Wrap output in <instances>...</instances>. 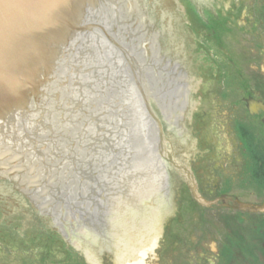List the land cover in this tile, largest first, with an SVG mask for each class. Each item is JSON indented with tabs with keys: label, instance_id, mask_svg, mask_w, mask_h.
<instances>
[{
	"label": "water",
	"instance_id": "water-1",
	"mask_svg": "<svg viewBox=\"0 0 264 264\" xmlns=\"http://www.w3.org/2000/svg\"><path fill=\"white\" fill-rule=\"evenodd\" d=\"M142 4L0 0V156L10 153L0 162L34 163L83 130L85 139H93L91 153L103 156L104 183L114 189L103 199L108 240L118 233L117 214L137 209L163 184L169 197L167 173L175 159L203 151L195 109L180 122L165 117L179 115L182 88L147 54L156 43H144ZM173 36L163 52L180 55L189 77L198 78L182 97L198 106L204 88L200 51L190 50L177 30Z\"/></svg>",
	"mask_w": 264,
	"mask_h": 264
},
{
	"label": "flooded vegetation",
	"instance_id": "flooded-vegetation-1",
	"mask_svg": "<svg viewBox=\"0 0 264 264\" xmlns=\"http://www.w3.org/2000/svg\"><path fill=\"white\" fill-rule=\"evenodd\" d=\"M228 1V4H218L216 0H143L148 21L144 43H156L154 51L150 49L147 54L165 68L170 81L174 78L182 88L181 100H176L180 104L179 115L171 118L166 113L169 122L185 119L190 107L197 110L194 102L189 99L184 102L182 97L197 86L198 78L189 77L180 55L163 52V43L170 37L175 38L174 30L186 40L190 50L202 53L200 38L215 45V51L230 55L218 35L219 28L230 24L235 27L247 24L244 26L247 32L253 30L249 34L258 42H264V31L260 32L264 30V0ZM244 13H247L245 20L240 22L239 17ZM207 28L210 32L203 36ZM188 59H192V54H188ZM216 64L213 60L203 62L200 65L204 70L200 73L207 78L208 70L216 69ZM255 87L257 91L259 86ZM203 93L198 90V97L202 99ZM167 103L162 100L163 107L168 110ZM231 107L228 128L231 146L221 147L215 141L197 157L183 154L181 159H175L177 166L169 168L167 173L170 207L161 217L158 232L172 230L164 239L169 244L164 248L169 250L182 252L201 248L193 259H190L191 255L186 260L188 264H234L235 249L239 248V258L247 257L243 256L245 251L250 257L258 249L257 236H264L260 227L264 225V197L258 200L257 196H249L252 189L264 188V174L261 177L254 174L260 164L251 162L255 154L251 139L263 137L264 130H255L254 135L253 126L245 120V116H254L264 128V96L248 94L240 101L233 100ZM237 108H241V112L236 111ZM206 112L202 110L197 116ZM215 133L216 127L210 123L198 131L199 138L204 136L207 140L214 138L211 134ZM244 137L246 141L250 139L247 141L250 148L242 147ZM92 141L91 136L85 139V132L81 130L74 140L66 138L61 148L46 153L34 163L21 164L22 158L10 159L20 161L19 165L0 162V264H94L86 247L96 253L97 264H117L109 248L106 218L103 217L107 208L104 194L112 189H108L109 185L103 181V156L91 153L92 146L89 145ZM246 151L252 157L248 164V158H244ZM9 154L0 156V161L9 158ZM259 162L264 166L263 155ZM246 168L248 175L243 177L241 172ZM243 178L250 183L243 182ZM229 182H232L231 189H227ZM160 188L161 194L165 195L164 184ZM192 188L197 196L192 195ZM184 192L188 195L183 196ZM241 192L249 199H243ZM186 204L192 205L191 210ZM244 204H263V208L257 210ZM203 209H212V212H203ZM220 210H230L239 217L225 216ZM261 245L264 249V240ZM242 248L244 252L240 251Z\"/></svg>",
	"mask_w": 264,
	"mask_h": 264
},
{
	"label": "rangeland",
	"instance_id": "rangeland-1",
	"mask_svg": "<svg viewBox=\"0 0 264 264\" xmlns=\"http://www.w3.org/2000/svg\"><path fill=\"white\" fill-rule=\"evenodd\" d=\"M228 2V0H224V4H228ZM246 14L247 13H244L239 17L240 22H243L245 20L244 17H246ZM239 25L235 27L234 24H230L227 27L225 26L218 29V35H220L223 39L220 43L222 46H224V48L230 51L229 56H225V54L222 52L215 51V45L212 46L211 44H208L206 41L200 38L201 41L199 44V48L204 49L203 53L200 52L201 64L203 62L211 63L212 60L214 61V63L219 64H216V69L215 67H213V70L211 68L208 70L207 78H205V75L202 73L204 93L202 99L200 98L199 100L196 110L198 128L200 130L201 126H205L206 123H210L211 125L216 127V133L211 134L212 136H214V138L207 140L204 138V136L200 137L203 150L211 148L212 145H214L215 141L220 143L221 147L227 148L231 146L232 136L228 133V128L230 124L229 111L230 109H232L231 105L233 103V100L240 101L242 97H246L248 94L264 96V42H258V39L254 35L249 34L253 30L248 29L249 32H247L246 27H244L248 26L247 24H241L242 26ZM204 30L205 31L203 32V36L208 35V33L210 32L209 28ZM263 31V29L260 30L261 33ZM261 46L263 47L262 49L260 48ZM205 53L206 58L204 56ZM203 70L204 68L202 67V72ZM215 76H218V79H216ZM212 83H214V85L217 83V87L216 85H213V89ZM256 85L259 86V89H257V91H255ZM224 91H226L227 93H224ZM228 102L231 103L229 104ZM202 110H206V114H203L201 117L197 116L198 113H202ZM241 110V108L236 109V111L239 112H241ZM200 118L201 120H199ZM245 120H247V124L249 123L251 126H253L251 131L254 135L255 130H264L263 126H261L256 117L248 115L245 116ZM262 136L263 137L259 138L256 137L251 141L252 147L255 149V155H263L264 157V134H262ZM246 139V137L243 138L245 142ZM242 147L246 148L244 143ZM249 155L250 153L248 154V151H246L244 154V158H248L247 164L250 163L251 159ZM242 174L243 177L245 175H248L247 168L245 169V171H243V173L241 172V175ZM232 181L234 182L233 179ZM243 182L248 183L249 180L243 178ZM231 186L232 182H229V186L227 189H231ZM182 195L185 196L188 195V193L184 192L182 193ZM240 195L243 199H249L248 195L246 196L245 192H241ZM249 196H257L258 200H262V198L264 197V188L258 190L252 189L249 192ZM187 206L188 210H191L192 205L186 204V207ZM202 211L212 212V209H203ZM220 212L225 216H230L231 214H233V216L239 217V214L231 213L230 210H220ZM260 227L264 230V225ZM168 231L172 230H166L163 232L161 231L160 233L158 232V234H156L157 236L155 238L153 246L151 247V251H148L143 256L144 262L142 264H173L174 262H178L180 264H188L186 260H188L191 255L192 256L190 257V259H193V256L197 255L201 251V248H199L198 250L182 252L181 250L179 251V249L169 250V248H164V246H169V244L165 243L164 241L166 235L169 234ZM262 235H264V233H262ZM262 240H264V236L258 235L256 241V243L258 244V249L250 257L245 251V253L242 254L243 256L247 255V257L244 259L239 258L237 253V250L239 251V248L235 249V251L233 252L234 264H264V249L263 247H261ZM243 250V248L240 249V251ZM178 253H180L179 257H177ZM261 253L263 254L262 256Z\"/></svg>",
	"mask_w": 264,
	"mask_h": 264
},
{
	"label": "bare ground",
	"instance_id": "bare-ground-1",
	"mask_svg": "<svg viewBox=\"0 0 264 264\" xmlns=\"http://www.w3.org/2000/svg\"><path fill=\"white\" fill-rule=\"evenodd\" d=\"M169 207L170 197L161 195V190L157 189V195H148L146 203H137V209L117 214L114 227L119 225L118 233L112 232V240H109L117 264L144 262L143 256L151 251L161 217ZM85 251L97 264L91 247H86Z\"/></svg>",
	"mask_w": 264,
	"mask_h": 264
},
{
	"label": "trees",
	"instance_id": "trees-1",
	"mask_svg": "<svg viewBox=\"0 0 264 264\" xmlns=\"http://www.w3.org/2000/svg\"><path fill=\"white\" fill-rule=\"evenodd\" d=\"M247 141H249V140H247ZM248 146H249V144H248ZM248 148H250V147H248ZM260 159H261V155H259V156L258 155L256 156L255 154L253 155L252 162L260 164V165L256 166V168L254 169V174H256L258 177H261L264 174V166L259 162Z\"/></svg>",
	"mask_w": 264,
	"mask_h": 264
}]
</instances>
